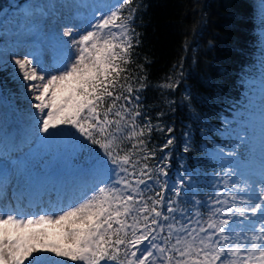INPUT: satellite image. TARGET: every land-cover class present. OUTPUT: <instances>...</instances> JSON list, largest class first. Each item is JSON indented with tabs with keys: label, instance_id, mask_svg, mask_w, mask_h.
Segmentation results:
<instances>
[{
	"label": "snow or ice",
	"instance_id": "snow-or-ice-1",
	"mask_svg": "<svg viewBox=\"0 0 264 264\" xmlns=\"http://www.w3.org/2000/svg\"><path fill=\"white\" fill-rule=\"evenodd\" d=\"M140 7L135 0H117L78 38L73 28H66L63 36L73 37L75 51L69 50L51 69L33 66L28 57L15 60L18 76L31 94L30 106L36 110L37 134L47 138L60 134L50 129H75L83 138L82 148L87 142L103 149L91 170L106 178L97 179L80 201L66 209H46L38 216L0 209V264H41L32 242L49 233L33 230L34 225L59 227L58 234L67 243H53L45 250L74 264H264V161L258 178L239 173L245 185L242 191L258 187L254 199L243 201L246 207H229L225 212L215 207L222 201L210 197L207 219L199 211L179 208L176 198L186 183L191 187V174L171 187L173 198L166 201L162 195L168 184L160 178L168 173L149 165L155 150L147 145L154 129L165 130L147 116L145 122H138L143 115L139 93L148 87L147 75H130L127 67L140 44L134 26ZM36 11L44 14L41 6ZM138 68L144 70L142 64ZM178 83L169 76L158 87L174 90ZM172 132L167 128V133ZM173 142L174 138L167 139L160 151ZM189 150L186 144L184 151ZM233 154L221 147L214 158L224 167L225 156ZM224 174L231 180L237 173L226 168ZM154 185H160L161 191H155ZM237 216L250 222L246 230L232 227Z\"/></svg>",
	"mask_w": 264,
	"mask_h": 264
},
{
	"label": "trees",
	"instance_id": "trees-1",
	"mask_svg": "<svg viewBox=\"0 0 264 264\" xmlns=\"http://www.w3.org/2000/svg\"><path fill=\"white\" fill-rule=\"evenodd\" d=\"M23 1L0 0V17L13 4ZM135 3L141 5L134 23L140 44L134 48L133 63L127 67L130 75H147L148 84L139 93L143 115L138 122H145L143 117L147 116L153 125L159 124L165 130L154 129L151 133L147 147L155 150V157L148 163L163 167L168 173L160 178L161 183L169 180L168 189L162 192L166 201L174 197L170 189L181 173V176L191 174V187L186 183L181 197L176 198L179 208L192 213L199 211L207 219L206 205L211 204L210 197L216 199L217 192L212 187L213 175L219 170L209 150L223 147L228 140L224 128L232 125L235 113L245 106L249 80L263 68L264 5L261 0H135ZM16 19L20 15L12 18ZM141 64L143 71L138 68ZM14 71L12 64L0 65L2 96L16 95L20 102ZM169 76L179 81L176 88H159ZM132 83L135 86V81ZM169 127L173 129L171 134L167 133ZM169 138H174L173 144L161 152ZM82 141L73 129L65 143L74 154L72 166L91 171L95 159L103 156V149L87 142H83L87 146L82 148ZM186 144L188 152L184 151ZM165 156L167 160H163ZM153 187L161 191L160 185Z\"/></svg>",
	"mask_w": 264,
	"mask_h": 264
},
{
	"label": "rangeland",
	"instance_id": "rangeland-1",
	"mask_svg": "<svg viewBox=\"0 0 264 264\" xmlns=\"http://www.w3.org/2000/svg\"><path fill=\"white\" fill-rule=\"evenodd\" d=\"M13 5L0 17V65L6 67L8 64H12L15 69L12 76L18 78L20 94L18 96L20 102H17L16 95L8 96L4 100L1 97L2 92L0 94V180H3V189L10 195L9 188L14 187L15 182L18 183L15 188L20 190L26 187L32 188L35 182L38 184V189L41 190L47 184L42 185L43 182L38 180L39 177H45L48 180L67 177L68 180H73V185L76 188L85 186L86 194L97 179L106 177L80 172L79 169L72 166L71 158L74 154L65 143L70 136V131L73 130L69 126L50 129L51 132L60 134L47 138L43 133L37 134V125L33 119L36 110L30 106L33 102L31 94L26 93L27 82L22 81L18 76L19 69L15 65V60L28 57L33 60V66H44L51 69L69 53V50L75 51L71 44L73 37L63 36V31L71 27L74 37L78 38L79 34L88 28L89 23H94L95 19L108 11L113 5L112 0L110 4L107 0H24L20 5ZM261 5H264V0H261ZM20 6H23L22 9ZM36 6L43 7V15L36 11ZM25 11H27L28 17L23 14ZM19 14H21L20 19L12 20ZM3 17L8 18L4 20ZM252 83L251 93L244 109L239 110L236 114L233 128H227L230 131L228 146L237 152L224 149L225 153L231 151L234 154L225 156L224 167L220 173L213 177L212 187L222 193L220 197H216L222 203L215 207H220L225 212L229 207H232L233 210L237 206L246 207L243 201H246L249 196L254 199L256 191H258V187L255 185L247 191H242L245 185L243 178L239 175L244 172L245 175L254 174L258 178L262 161H264V123H262L264 70L260 77ZM16 134L20 137H17V142L13 140L16 138ZM23 135H25L24 140H22ZM8 138H12V140L9 141ZM219 148L211 151L213 157ZM225 163L231 167L225 166ZM226 168H231L237 173L231 177V180L224 174ZM21 180L24 181L23 184H21ZM29 182L32 184L27 185ZM233 183L236 184L235 188L232 187ZM51 184L45 189H54V183ZM72 191L74 194L76 190L72 187ZM233 195L237 196L235 201L231 199ZM225 200L227 203H223ZM35 202L39 203L40 200L35 199ZM77 202L76 200L74 203H66L56 210L66 209ZM0 209L7 211L2 207ZM44 210L35 209L29 211L26 216H38L43 214ZM233 219L237 221V224L232 227L237 228L238 231L246 230L250 224L249 221H243L239 216L233 217ZM41 229H44L49 235L32 242L39 254V260L46 261L47 264H60L61 261L63 264H67L69 260L66 258L55 257L54 254L45 250L46 246L53 243L61 245L67 243L58 234L59 227L33 226L35 231Z\"/></svg>",
	"mask_w": 264,
	"mask_h": 264
},
{
	"label": "bare ground",
	"instance_id": "bare-ground-1",
	"mask_svg": "<svg viewBox=\"0 0 264 264\" xmlns=\"http://www.w3.org/2000/svg\"><path fill=\"white\" fill-rule=\"evenodd\" d=\"M18 134H16V138L13 140L15 141L17 139ZM20 138V137H19ZM25 138V135H24ZM9 141L12 140V138H8ZM37 180V178H36ZM38 180H41L43 183L42 184H48V183H56L54 185V189L52 190H47L43 194L40 195V199L43 200L45 203L47 202L46 200H49V203L47 204L46 209H53L57 207V203L59 202L60 205H64L65 203H74L77 201H80L82 199V196H80L82 193H84L85 189H82L81 187L76 188L73 185V180H68L67 177H60L57 180H48L45 177H39ZM24 181L21 180V184H23ZM32 184V182H29L27 185ZM72 187L76 190L75 193L73 194ZM3 180H0V192L3 191ZM19 190V189H18ZM27 191V190H26ZM10 210H14L15 206L14 204H10Z\"/></svg>",
	"mask_w": 264,
	"mask_h": 264
}]
</instances>
